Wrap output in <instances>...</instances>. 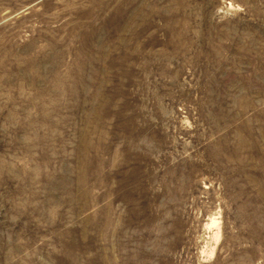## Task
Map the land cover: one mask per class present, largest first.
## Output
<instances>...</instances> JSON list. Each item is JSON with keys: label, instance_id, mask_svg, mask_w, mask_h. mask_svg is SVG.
I'll list each match as a JSON object with an SVG mask.
<instances>
[{"label": "rangeland", "instance_id": "obj_1", "mask_svg": "<svg viewBox=\"0 0 264 264\" xmlns=\"http://www.w3.org/2000/svg\"><path fill=\"white\" fill-rule=\"evenodd\" d=\"M0 264H264V0H0Z\"/></svg>", "mask_w": 264, "mask_h": 264}]
</instances>
